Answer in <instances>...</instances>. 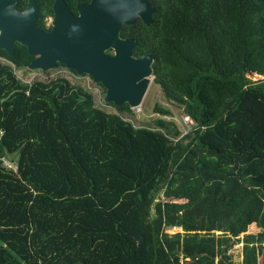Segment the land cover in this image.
<instances>
[{
  "label": "trees",
  "instance_id": "obj_1",
  "mask_svg": "<svg viewBox=\"0 0 264 264\" xmlns=\"http://www.w3.org/2000/svg\"><path fill=\"white\" fill-rule=\"evenodd\" d=\"M163 3L134 54L193 120L182 136L93 110L67 78L26 83L25 46L0 50V154L17 164L0 163V264H230L233 240L264 264V81L246 76L264 75V0Z\"/></svg>",
  "mask_w": 264,
  "mask_h": 264
},
{
  "label": "water",
  "instance_id": "obj_2",
  "mask_svg": "<svg viewBox=\"0 0 264 264\" xmlns=\"http://www.w3.org/2000/svg\"><path fill=\"white\" fill-rule=\"evenodd\" d=\"M16 0H0V49L12 55L15 43L29 55L27 68L47 70L58 62L78 75L86 74L103 88L102 98L114 106L141 104L152 75L150 54L133 56L135 41L119 36L122 25L135 21L138 0H100L75 30L43 33L36 25L35 6L18 11ZM141 15L150 25L154 8L146 1ZM140 9V7H139ZM142 10V8H141ZM112 49V53L105 50Z\"/></svg>",
  "mask_w": 264,
  "mask_h": 264
},
{
  "label": "rangeland",
  "instance_id": "obj_3",
  "mask_svg": "<svg viewBox=\"0 0 264 264\" xmlns=\"http://www.w3.org/2000/svg\"><path fill=\"white\" fill-rule=\"evenodd\" d=\"M11 65L15 75L24 81H30L33 79L47 80L57 76L67 78L72 84H78L91 92L93 99L91 101L90 108L117 115L121 120L129 124L134 129H155L156 126L154 124V120L157 117H162L163 119L170 121V123L174 124L178 129H181L179 118L180 115L183 114V111L179 107L172 106L166 102L160 87L153 82V75L150 76V82L141 104L131 108L132 112L129 114L118 111L112 104H110V102L104 101L102 98L104 91L103 86L93 82L91 77L86 74L78 75L72 70L66 68L64 65L47 70H30L27 67H14L13 63ZM156 104L170 109L172 114L170 116L159 115L154 110V106ZM259 230L260 229L255 225V223H252L247 227V231L245 233H257ZM176 231H180V228L174 227L167 229L168 233H174ZM217 234H219V232H217ZM242 235L243 234L240 235V238ZM232 242L231 247L226 252V254L230 257L229 262L230 264H242V243L235 240Z\"/></svg>",
  "mask_w": 264,
  "mask_h": 264
},
{
  "label": "flooded vegetation",
  "instance_id": "obj_4",
  "mask_svg": "<svg viewBox=\"0 0 264 264\" xmlns=\"http://www.w3.org/2000/svg\"><path fill=\"white\" fill-rule=\"evenodd\" d=\"M34 4L35 6V18L36 25L41 29L43 33H57L64 29L75 30L79 27V24L82 23L88 15L92 14L91 5L97 4L100 0H16L15 6L18 11H23L28 3ZM148 2L156 11V7L161 8L163 6L164 0H138V9L135 11V21L129 25H122L119 36L122 39L132 38L135 41V46L132 49L133 56H140L142 53L134 54V49L138 46L139 34L143 33L144 28L148 27L141 15V11H144V3ZM140 7V9H139ZM142 8V10H141ZM153 13V14H154ZM152 14V17H153ZM15 43L14 51H15ZM2 50V49H0ZM4 51V50H3ZM113 50L107 49L105 53H112ZM14 53V52H13ZM39 54L30 55L31 59H34ZM0 60L7 61L3 56L0 55ZM62 64L56 63L55 67H58ZM63 66V65H62ZM38 70H42L38 68Z\"/></svg>",
  "mask_w": 264,
  "mask_h": 264
},
{
  "label": "built area",
  "instance_id": "obj_5",
  "mask_svg": "<svg viewBox=\"0 0 264 264\" xmlns=\"http://www.w3.org/2000/svg\"><path fill=\"white\" fill-rule=\"evenodd\" d=\"M246 76L255 81V80H259V79H264V75H260V74H257V73H247ZM21 79V78H20ZM22 81H24L23 79H21ZM33 80H42V79H33ZM33 80H27V81H24L26 83H31ZM44 81V80H42ZM179 122H180V125H181V129H179L181 131L180 133V136L186 134L192 127V125L194 124L193 120L190 118L189 115L183 113L180 115V118H179ZM2 134V131L0 130V136ZM0 163L3 165V166H6L14 171L17 170V164L15 161H10L9 159L3 157L1 154H0Z\"/></svg>",
  "mask_w": 264,
  "mask_h": 264
}]
</instances>
